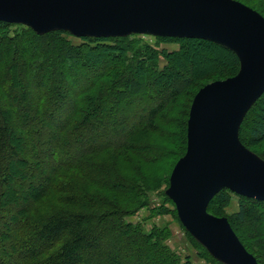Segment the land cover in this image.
<instances>
[{
    "label": "trees",
    "instance_id": "obj_1",
    "mask_svg": "<svg viewBox=\"0 0 264 264\" xmlns=\"http://www.w3.org/2000/svg\"><path fill=\"white\" fill-rule=\"evenodd\" d=\"M82 40L0 22V264H192L166 244V229L145 231L128 218L162 183L169 187L187 152L196 94L235 77L241 61L203 39L157 37L179 43L171 52L139 35ZM196 59L210 68L196 75ZM239 139L248 148L264 141V94ZM231 194L220 191L209 213L218 215ZM241 198L261 222L264 202ZM249 210L241 205L238 223L228 220L264 264V232L241 230Z\"/></svg>",
    "mask_w": 264,
    "mask_h": 264
},
{
    "label": "water",
    "instance_id": "obj_2",
    "mask_svg": "<svg viewBox=\"0 0 264 264\" xmlns=\"http://www.w3.org/2000/svg\"><path fill=\"white\" fill-rule=\"evenodd\" d=\"M0 22L38 34L80 38L151 34L203 39L241 61L232 78L207 84L189 114L187 152L170 177L167 195L187 231L226 264H259L227 218L209 213L222 190L264 202V161L239 139L244 117L264 94V17L236 0H0Z\"/></svg>",
    "mask_w": 264,
    "mask_h": 264
},
{
    "label": "rangeland",
    "instance_id": "obj_3",
    "mask_svg": "<svg viewBox=\"0 0 264 264\" xmlns=\"http://www.w3.org/2000/svg\"><path fill=\"white\" fill-rule=\"evenodd\" d=\"M239 1V0H236ZM247 4L248 7L254 9L255 11L259 10L263 12L261 14L264 17V0H240ZM239 1V2H240ZM241 2V3H242ZM257 9V10H256ZM258 12V11H257ZM259 13V12H258ZM18 25V24H16ZM70 34V33H69ZM71 35V34H70ZM135 35V34H134ZM132 36V35H129ZM139 36L142 37V39L152 45L157 46L158 50H167V51H175L178 50L180 45L176 42H159L157 40V36L151 35V34H140ZM128 37V36H126ZM93 38V37H88ZM109 38H119V37H109ZM80 37H76L74 35H71V40L75 44L81 43L83 41ZM165 64L164 59L160 58V66L163 67ZM196 68L195 72L196 75L202 72L203 70L206 71L210 67L208 65L205 66V62H203L201 59H196ZM210 84V83H209ZM124 121L129 122V115L126 118H123ZM123 129L122 127H118L116 131V135H121ZM123 135V134H122ZM246 147V146H245ZM246 149L258 157L260 160L264 161L258 156V152H264V141L260 143H256L253 145V147H246ZM183 158V157H182ZM178 163V162H177ZM176 163V164H177ZM176 166V165H175ZM168 170V168H167ZM174 170V168H173ZM173 172V171H172ZM166 174V168L162 169V171L159 172L157 175L159 178L163 177V175ZM172 174V173H171ZM171 177V176H170ZM170 187V182H169ZM169 187L162 183L161 188L155 189L151 193V199L150 204L148 207H144L141 210H139L137 213H135L133 216L128 218V221L133 223H141L145 229V231L151 230L153 225H156L159 228L166 229L169 232V237L166 239V244L169 246V248L174 251L183 261H186V259H189L192 264H226L223 261L215 258L208 249L203 246L197 239H195L185 228V226L182 224L178 212L176 210V206L173 203V201L169 198L167 195V191ZM224 190V189H222ZM221 190V191H222ZM165 193V196H164ZM233 193V192H232ZM242 196H239L237 194H231V202L228 206H221L220 212L218 215H214L216 217L221 218H229L231 222L238 223L237 214L239 212L240 206L245 205V207H249L251 211L249 210L248 219L251 218L254 214L252 212H256L255 209L244 199L241 198ZM53 203L56 207L58 205L56 204L57 198L52 199ZM52 203V204H53ZM49 209V208H48ZM44 213L46 211H43ZM258 212V211H257ZM47 213V212H46ZM257 220L262 218L263 220H260L261 222H254L253 220H248L249 223H245L241 226V230L244 233V236H248V234H251L253 232V229L258 226L259 233H263V224H264V217L262 214H256ZM259 223V224H258ZM246 236V237H247ZM264 237V235H262ZM249 237V236H248ZM252 242V241H251ZM254 243V242H253ZM257 242H255L256 244Z\"/></svg>",
    "mask_w": 264,
    "mask_h": 264
}]
</instances>
